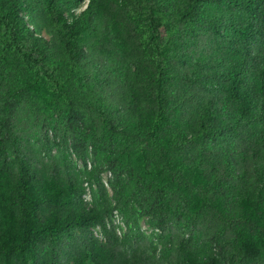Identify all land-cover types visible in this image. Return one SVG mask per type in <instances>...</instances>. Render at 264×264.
<instances>
[{
  "label": "trees",
  "instance_id": "trees-1",
  "mask_svg": "<svg viewBox=\"0 0 264 264\" xmlns=\"http://www.w3.org/2000/svg\"><path fill=\"white\" fill-rule=\"evenodd\" d=\"M138 209L166 264H264V0H0V264H159Z\"/></svg>",
  "mask_w": 264,
  "mask_h": 264
},
{
  "label": "rangeland",
  "instance_id": "rangeland-1",
  "mask_svg": "<svg viewBox=\"0 0 264 264\" xmlns=\"http://www.w3.org/2000/svg\"><path fill=\"white\" fill-rule=\"evenodd\" d=\"M86 2L87 0H83L84 4ZM24 127L25 130L32 136L35 149L37 151H40V149L45 150V148H43V144L45 143V141H43L42 143L39 142V139L42 138L43 131H40L36 126L29 124H25ZM63 133L64 131H59L56 134L48 131L47 137L51 147L50 153L51 155H53L54 160H57L60 165H64V163L67 162L73 173L78 176L83 188L82 198L84 199V204L86 207L90 208L95 204L96 199L98 200L99 196L95 178H86L87 174L94 166L95 161L90 152L86 161L78 158L72 152L70 148V142L65 138V135ZM98 178L106 187L107 202L111 205H114L115 202L112 198V190L109 186V180L111 178L110 172L108 170H103L99 173ZM139 211L140 210L138 209L136 220L137 230H139V232L143 235V239L140 242L142 248H146L148 254L154 256L153 258L159 261V264H166L161 260L160 257L162 250L164 249L163 243L160 240L163 232L152 224V218L150 216L141 215ZM104 221L107 228H112L116 235L120 238L124 237V234L131 227V223L127 224L123 216L118 212L117 209H113L108 215H106ZM91 229L95 237H97L102 242L105 241V236L99 224L92 226ZM169 231L171 232L172 237L175 240L172 245H176V239L182 235L183 230L179 226H176V224L172 223Z\"/></svg>",
  "mask_w": 264,
  "mask_h": 264
}]
</instances>
